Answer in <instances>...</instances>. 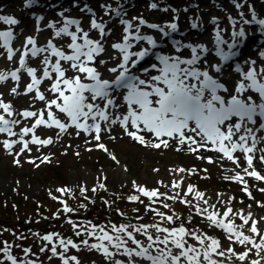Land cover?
I'll list each match as a JSON object with an SVG mask.
<instances>
[{"label": "snow or ice", "instance_id": "snow-or-ice-1", "mask_svg": "<svg viewBox=\"0 0 264 264\" xmlns=\"http://www.w3.org/2000/svg\"><path fill=\"white\" fill-rule=\"evenodd\" d=\"M237 9L244 7L243 3L238 0H231ZM247 2V0H245ZM37 3V0H26V7H31ZM105 8L106 11L114 12L116 16L123 17L124 12L122 8H112L110 5H100ZM152 9H157L156 3H151ZM169 9L165 8L163 11L167 12ZM188 9L185 8L184 11ZM67 11V10H65ZM81 11H87L93 13V19L90 22L92 29L99 32L101 40H94L89 37V33L84 31L81 27V21L78 19H72L64 17V13L61 12L59 15L64 17L63 26L56 29L55 37L66 36L70 38V42L67 47L71 49L70 54H66L64 50L57 47L52 40H49L47 45L44 47L37 46V42L33 37H28L23 51L19 65L20 67L14 71L8 73H0V82L6 81L9 76L13 80H19L18 75L20 69L26 68L28 74L32 77V83L27 85L26 92L31 93L33 89H36V96L40 101L46 102L47 119H45V112L40 111H28L25 110L20 115L25 118L36 117L35 123L32 127L23 128V133H33L30 141L23 140V147L21 151L29 149V143L49 145L53 143L51 138L40 139L35 135V129L40 125H45L47 128L59 129L60 133H65L70 128L78 129L75 135L79 136L81 131L91 136V139L95 141L94 147L108 152L107 147L104 143H101V133L111 131V125L119 124L122 127L123 132L132 139L138 142L142 146L151 147L154 149H160L161 147H169V140H176L178 145H188L189 151L198 152L201 148L206 150H214L223 153L227 159L239 163V158L234 157L233 153L237 150L245 154L247 167L244 168V172L254 177L258 181H264V175L256 171L253 167L254 155L252 153L256 150V145L259 141L256 138L253 128L248 127V124H256L257 116L264 117V67L257 69L256 61H245L249 65L247 71L241 67L240 63L235 64L234 71L241 75V79L236 83L234 88L235 94H230L228 87L220 81V79L210 74L208 70V60L205 56L212 50L204 44L196 43H183L180 40H172L171 43L174 46L177 53L181 52V49L190 50V58H183L180 55H166L162 54L161 51H156L160 44L157 39L152 35H142L140 28L147 26L151 29H156L162 34V37H168L171 39L173 33L179 31V26L176 22L168 23L166 26H161L155 23H149L143 18L138 19V24L133 26L130 20L121 19L120 23L125 25L123 41L117 42L112 47L121 53L120 62L112 68L107 69L110 73L114 74L112 79H104L102 73L96 67L97 58L105 52L103 43L101 42L104 37L110 34V29L106 31V23L98 22L95 19V13L93 9L85 4ZM176 12V9H172ZM249 12L251 18H246L245 13L241 11L239 13L241 25L254 24L259 26V30L264 32V18H260L255 7L249 4ZM43 19V17H39ZM178 19V17H177ZM229 22L232 25L231 42L226 41L222 36V29L220 28L219 18L213 17L212 23L215 25V54L221 58V63L212 64L210 67L217 74H223L228 70L231 65L228 64L234 57L237 56L239 45L244 42V39L248 35L243 26L237 27V19L229 16ZM0 21L7 23L8 25H17L20 23L19 20L11 16L0 15ZM72 26H75V30H72ZM198 23L193 20L191 28H198ZM50 28H56V24H49ZM165 27L168 31L165 30ZM134 28V30H133ZM14 39L13 32L0 31V40L3 41L0 47L7 49V59L12 60L15 55V51L12 49L11 41ZM132 41L139 43L144 41L148 47H144L139 51H132L134 44ZM163 41L161 40L160 43ZM31 45V47H27ZM221 45H227L228 51H225ZM19 51V50H16ZM50 53V55L44 56L43 64V77L37 78V69L28 67L25 58L40 56L43 53ZM51 56L57 57L53 63ZM154 57L157 63H152L150 68L138 66L141 65L142 61H145L148 57ZM261 57H264V52L260 53ZM61 61L68 63V69H65ZM203 61L206 66L203 70L199 67ZM106 61L99 60V64L103 65ZM51 66L52 71H49L48 66ZM74 70L76 75L67 76L68 70ZM139 70L141 75L137 74ZM155 70L157 74L151 75L150 71ZM52 72L57 75L54 82L51 84V91L55 93V98L47 100L45 95L39 91V85L42 83L43 78L49 80L52 79ZM123 91V101L126 102V113L113 115L110 110L119 109L120 104L117 103L116 95ZM17 89L13 88L12 92L16 93ZM255 93L258 95L259 102H257L252 95H245L246 93ZM221 93L228 94V98ZM99 101V103L97 102ZM103 105V106H101ZM53 108L58 110V113L64 114L67 121H62L57 112L53 111ZM0 109H3L9 116L12 115L10 111L11 105L4 103L0 100ZM238 118V122H233V118ZM91 121V123H90ZM101 121L105 122L109 127L102 128ZM18 121H10L5 118L4 115L0 114V132H6L9 136L15 135L10 125L16 124ZM264 129V122H261L259 128ZM243 130V131H242ZM145 134H150L156 138L157 142L152 140H146ZM237 134H239L237 136ZM234 137H237L234 139ZM115 139V137H112ZM249 139L252 143L249 146ZM19 141L12 140L4 141V147L11 149L13 144ZM89 142V141H86ZM195 145V147H192ZM92 149L90 148L89 151ZM261 151H264L262 149ZM77 155H79L77 153ZM116 160L115 155L111 157ZM203 158V157H201ZM260 159L264 161V156ZM49 158L45 157L44 161H48ZM209 162L212 160L209 157ZM42 161V162H44ZM16 164L20 163L19 159L14 161ZM35 163L34 161H30ZM39 165H37L38 167ZM249 169H253L249 171ZM183 172L184 169H179ZM194 171V170H193ZM225 179H232L244 182L243 177L237 173L233 177H225ZM137 190L142 193L143 196L153 200L155 197L163 196L165 194L160 193L158 189L148 190L145 187L135 185ZM100 187H104L103 184ZM179 183L173 182V188H179ZM249 197L252 193L247 187L243 189ZM60 192H70V189L61 188L58 189ZM82 192L86 189H81ZM95 191V189H93ZM193 186L189 185L187 192L191 193ZM264 192V188L260 189ZM196 196L203 200L204 193L196 192ZM179 197V193L175 196H168L167 199L176 200ZM56 199V197H53ZM132 201L140 200L139 196L133 195L129 197ZM184 203H191L188 200H182ZM204 204H207V200H203ZM64 203V212L71 213L74 211L71 207ZM143 203V201H141ZM155 203V200H153ZM264 207V205H261ZM81 207H84L81 205ZM151 208V206H149ZM164 208H170V205L164 204ZM215 207V206H212ZM160 217L161 220L168 222H174V219H179L173 215H166L163 212H159L154 208H151ZM197 213L206 214V218L210 223L220 229H223L228 233V239L231 240L235 236L236 241L239 244L251 243L258 251L264 249V233L257 227L258 221L252 218V214L240 215V219L243 221L242 225H236L234 220L230 219V214L233 209L231 207L221 213L218 211L209 212L207 208L201 209L199 205L196 207ZM57 216L59 213L56 214ZM239 215V214H238ZM227 219V222L225 220ZM250 224V231L260 236V241L257 243L249 235H245L240 229L244 225ZM69 223L72 224L73 229H80L75 231L76 236L87 234L89 237H95L97 243L89 245L87 239L81 243L91 249H95L104 254L106 258L112 260L117 253L131 258L133 256L140 257L150 261L151 264H202L203 261L207 264H223V261L213 258V255L219 257L225 256V251L221 250L220 241L211 237L197 235L195 232L181 225L180 227H161L160 224L145 225L141 224L139 227L129 225H119L118 227L113 224L111 226V232L115 235L110 234L108 230L102 225H95L89 222L90 227H83L77 225L69 219ZM129 227H135V232L143 233L149 243L145 246L142 241L136 238L133 231H129ZM149 228L155 229L157 233H162L163 238L160 235L154 236L148 231ZM99 232V235L97 234ZM37 235H39L37 233ZM54 236L58 240V245L63 251H57V244L53 243ZM192 236L200 242L203 247L201 252L197 247L188 244L185 237ZM42 240L52 243L50 249L52 256H59L63 264H69V261L75 262V264H81L79 259L73 255L66 257L65 253L68 251L69 246L79 250L80 245L75 243L72 239H65L60 237L59 233L46 234L41 237ZM136 245L135 248L128 247V241ZM210 240L211 242L206 244L205 241ZM163 245L164 247H160ZM171 245L172 247H169ZM116 251L110 250V247ZM177 249L176 253L173 252L172 248ZM155 248V254L150 251ZM47 249V245L41 248V252ZM4 253L9 252L8 247L0 249ZM25 253L31 251V249H25ZM229 252H233V249H228ZM239 254L238 259L244 261L249 252ZM7 260L11 261V264H18L17 258L13 255H6ZM52 257H49L51 259ZM183 258V261H182ZM2 264V261H0ZM19 264H24L23 261ZM27 264H35V261H29ZM114 264H124L121 260H115ZM129 264H134L132 260H129ZM251 264H260L259 260H252Z\"/></svg>", "mask_w": 264, "mask_h": 264}, {"label": "rangeland", "instance_id": "rangeland-1", "mask_svg": "<svg viewBox=\"0 0 264 264\" xmlns=\"http://www.w3.org/2000/svg\"><path fill=\"white\" fill-rule=\"evenodd\" d=\"M153 1L158 5L157 9H152L150 4L143 5L142 3L141 6L144 9L139 13V18L151 17L154 20H160L162 26L165 22V26L168 23L176 22V13L183 9L182 5L187 6L188 10L183 11L179 16L178 23L181 25V30L175 35L179 38H187L188 28L184 25H187L188 20L198 22L200 17H207L208 19L212 15L222 18L223 11L227 12V9H230L231 6L229 4L225 5L227 9L223 10L224 8L213 6L214 3L212 2L206 3L208 0ZM242 2L246 3L245 0H242ZM249 2H252L255 8H259L261 14H264V0H249ZM21 3L22 1L18 0L10 8L3 10L1 7V12L19 16L22 10L20 9ZM101 3L110 5L112 8H122V11L125 12L126 5L124 1L102 0ZM171 3L180 8L171 7L169 5ZM195 3L199 4V8L194 7ZM190 7L195 8V10L190 12ZM165 8L169 10L167 12L163 11ZM101 9L106 11L105 8L101 7ZM172 9L177 11L173 12ZM229 11L237 16L235 19L239 22L240 9L233 6ZM189 12L191 17H189ZM112 13L106 11L104 18ZM227 16L229 17L231 14L227 13ZM228 17L226 24L232 28ZM31 28L37 30L36 26H31ZM210 28V34L205 36L206 39L195 38L192 41L197 40L202 43L215 37V34L212 36L215 28L212 26ZM7 69L3 58L0 56V73H7ZM38 76L43 77V70L38 73ZM10 83L3 82L0 86V100L2 97L1 92L7 91V97L12 102H9L12 115L9 116L1 109L2 115L8 120L14 118L15 121H18L14 124L15 135L9 136L8 133H0V201L3 198H8L6 204L10 206L4 210L5 203H0V249L9 248L8 253L0 251L2 264H11V261L5 258L9 254L17 258L18 264L21 261L24 264L29 261H35V264H63L59 256H52L50 251L53 246L52 243L41 239L43 235L52 233H59L60 237L70 238L80 245L79 250L69 246L68 251L65 253L66 257L75 255L81 264H102L104 254L81 243L87 239L90 245L97 243V239L89 237L86 233L79 237L76 236L75 231L80 229H73L69 219L83 227H90L89 222L102 225L113 235H115L111 232L113 224L117 227L121 224L135 227H139L141 224H160L161 227L169 228L183 225L197 235L219 240L221 250H224L226 254L224 257L214 254L213 258L223 261V264H251L254 259L259 260L260 264H264V249L259 250V255H257L258 250L251 243L239 244L235 236L229 240L228 233L212 225L206 218V214H200L196 211V207L199 205L201 209L207 208L209 212L218 211L222 215L226 208L231 207L233 211L229 218L234 220L236 225L243 224L240 215L251 213L252 218L257 219L259 222L257 227L264 233L261 230L263 229L261 220L264 217V207H258L256 204V201L264 204V192L260 191L261 188H264V181L249 178L244 180L245 184L241 181L225 179L226 176H235L239 171L233 169V163L222 159L214 151H208L205 154L196 153L191 156V159L187 160L189 158L187 151H175L171 147L160 150L150 147L145 148L130 138L112 135L106 137L110 140L103 139V141H100L108 149V152H105L94 147L96 142L91 138L77 137L72 131L57 133L46 126L41 127V129L38 128L36 131L41 138L54 137L52 144L31 145L29 147L30 151L28 149L21 151L22 148L19 144L12 146L9 150L4 147V141H12L13 138L21 136L23 138L27 137L29 134H24L23 128L25 126L32 127L36 120V117L25 118L20 113L25 110L38 113L44 111L45 119H47L45 101H40L35 93L21 96L18 92L13 93ZM15 88L21 90L20 87ZM44 95L47 100L55 98V95L50 93ZM112 137H115V139H112ZM90 148L91 151H89ZM112 155H115L116 160L111 158ZM45 157H48L49 160L44 161ZM209 157L212 160L211 163L208 160ZM16 159L20 160L19 164L14 162ZM259 162L263 165V161L259 160ZM37 165L39 166L37 167ZM179 169L185 171L181 172ZM261 169L264 174V167H261ZM122 170L124 173L118 175ZM133 182H135V185L145 187L150 191L158 189L160 193L165 195L153 198L155 200V203H153V200L143 196L137 190ZM173 182L179 183L180 187L174 189ZM101 184L104 185L103 188L100 187ZM189 185L193 186L191 193L187 192ZM245 187L252 193L251 197L243 190ZM61 188H67L71 191L62 193L58 191ZM82 188L86 191L82 192ZM196 192L204 193L203 200H207L208 203L204 204L203 200L196 196ZM177 193H179V197L176 200L167 199L168 196H175ZM133 195L139 196L140 200H130L129 197ZM53 197H56V199H53ZM105 197L107 199L102 203L101 198ZM92 200L98 201L94 205ZM182 200H188L191 203L182 204ZM63 202H66L74 211L71 213L64 212ZM165 203L170 205V208H164ZM81 205L84 207H81ZM149 206L166 215H173L174 218L179 217V219H174V222L161 220ZM252 207L254 209H251ZM57 213H59L58 216ZM235 213L237 214L235 215ZM225 222H227V219ZM250 224L251 221L240 230L259 243L261 237L250 231ZM135 227H129L128 230L133 231L136 238L146 246L149 243L147 237L142 232H135ZM148 231L154 236L160 235L163 238L164 234L157 233L153 228H149ZM97 234L99 235V232ZM185 239L188 244L203 252V247L194 237L188 236ZM210 242V240L205 241L206 244ZM53 243L57 244L58 252L63 251L59 247L55 236ZM45 245H47V249L41 252V248ZM127 246L136 247L131 240L128 241ZM109 247L111 251H116L111 246ZM160 247L164 246L160 245ZM169 247L172 246L169 245ZM25 249H31V251L26 254ZM228 249H233L235 254L229 252ZM249 249H252V251L249 252L248 257L244 261L239 260V254ZM172 250L174 253L178 251L174 247ZM150 251L155 254V248ZM122 252L123 249H121ZM119 256L120 253H117L113 258L114 261L118 260ZM49 257L52 258L49 259ZM131 258L134 259L135 264H151L150 261L140 257L133 256ZM201 260L202 264H207L202 257ZM69 264H75V262L69 261Z\"/></svg>", "mask_w": 264, "mask_h": 264}, {"label": "bare ground", "instance_id": "bare-ground-1", "mask_svg": "<svg viewBox=\"0 0 264 264\" xmlns=\"http://www.w3.org/2000/svg\"><path fill=\"white\" fill-rule=\"evenodd\" d=\"M39 1H41V0H39ZM48 1H50V0H48ZM153 1V0H152ZM153 3H154V1H153ZM179 26V29H181V26L180 25H178ZM184 26H186V28H191V25H184ZM208 25H206L205 23H202V24H200L198 27H201V28H206ZM244 26H246L247 28H245V30L246 31H249V27L250 26H252L251 24H249V25H244ZM165 30L166 31H168V29L167 28H165ZM233 29L231 28L230 29V31H232ZM211 31V28H209L208 29V31H207V33H209ZM176 35V33L175 34H172V37H176L175 36ZM159 39V38H158ZM176 40H180V39H176ZM190 43H196V44H202L200 41H190ZM166 48V47H165ZM184 54V53H183ZM151 57V56H150ZM63 61H61V63H62ZM229 76V75H228ZM230 78H233V77H230ZM224 81H226V80H224ZM231 82H232V79H231ZM226 83V82H225ZM34 90V89H33ZM245 95H248L247 93L245 94ZM117 100V99H116ZM115 135L116 136H118V137H120L121 136V134L119 133V131L117 130L116 132H115ZM124 138H125V136H123ZM126 138H128V137H126ZM105 140H110V139H108V138H105ZM171 148H172V150H183V151H186V148H184V146H176V149H175V145L174 144H172L171 145ZM206 151H208V150H206V149H204V148H201L198 152H195V153H203V152H206ZM190 153L191 154H188V156H189V158H187V160H189V159H191L192 157V153H194V152H191L190 151ZM187 156V157H188ZM245 165H247V163H242L240 166L241 167H244ZM116 172V171H115ZM118 172V171H117ZM124 172H123V170H122V172H120L118 175H121V174H123ZM117 177H119V176H117ZM261 226L263 227V229H261V230H263V232H264V217L262 218V220H261Z\"/></svg>", "mask_w": 264, "mask_h": 264}, {"label": "trees", "instance_id": "trees-1", "mask_svg": "<svg viewBox=\"0 0 264 264\" xmlns=\"http://www.w3.org/2000/svg\"><path fill=\"white\" fill-rule=\"evenodd\" d=\"M8 200H9L8 198H3L2 199L3 202L0 201L1 204H4L5 203V205H6V206H4V210H6V209H8L10 207L8 204H6L8 202Z\"/></svg>", "mask_w": 264, "mask_h": 264}]
</instances>
